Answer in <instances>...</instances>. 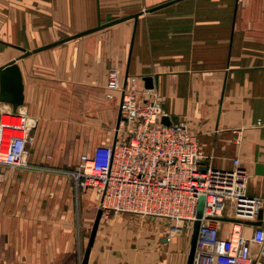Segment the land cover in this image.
Returning <instances> with one entry per match:
<instances>
[{
	"label": "crops",
	"instance_id": "obj_1",
	"mask_svg": "<svg viewBox=\"0 0 264 264\" xmlns=\"http://www.w3.org/2000/svg\"><path fill=\"white\" fill-rule=\"evenodd\" d=\"M171 1L0 0V67L22 56L15 47L33 51L109 14L142 13L134 38L129 20L18 61L20 110L34 121L30 162L41 170L1 171L0 264H82L100 199L93 190L76 197L61 171L116 138L110 68L143 88L151 77L165 117L197 134L202 165L232 170L239 160L248 194L264 199V0H177L146 12ZM229 231L222 223L221 238ZM189 249L169 221L102 214L88 264H187Z\"/></svg>",
	"mask_w": 264,
	"mask_h": 264
},
{
	"label": "built area",
	"instance_id": "obj_2",
	"mask_svg": "<svg viewBox=\"0 0 264 264\" xmlns=\"http://www.w3.org/2000/svg\"><path fill=\"white\" fill-rule=\"evenodd\" d=\"M122 79L118 69H109L107 90L120 94L113 143L81 155L75 170L61 171L73 180L76 197L93 190L103 215L164 219L172 234L190 238L204 198L194 264H264V226L248 225L258 221L264 199L248 194L240 161H233L232 170L204 167L198 136L188 124L164 125L163 99L141 87L138 77H129L126 85ZM33 128L26 113L0 102V180L4 168L41 170L30 162ZM222 223L230 225L225 239Z\"/></svg>",
	"mask_w": 264,
	"mask_h": 264
},
{
	"label": "water",
	"instance_id": "obj_3",
	"mask_svg": "<svg viewBox=\"0 0 264 264\" xmlns=\"http://www.w3.org/2000/svg\"><path fill=\"white\" fill-rule=\"evenodd\" d=\"M176 2H177V0L171 1L169 3L154 7L150 10H147L146 12H156V11H158L162 8H165L169 5H172ZM141 15H142V13H138V14L131 15L128 17H123V18H120V19H117V20H114V21H111V22L105 23V24H102L100 19H99L97 27H94L90 30H87L85 32L78 33V34H75V35H72L69 37H64L63 39H61L58 42H55V43H52L50 45H46V46L34 49L33 51H28V50H25V49H22L19 47H15L18 50H20L23 53V55L21 57H19L18 59L13 60V61L9 62L8 64L0 67V102L10 105L12 107L14 113H18L19 110L24 107L23 76H22L20 66L18 65V61L25 59V58L31 56L32 54H37V53L49 50V49L54 48L60 44H63V43L69 42L71 40H75V39H78V38H81V37H84V36H87L90 34H93L95 32L104 30L106 28L115 26L117 24L129 21V20H134V22H135L134 33H133V38H134L135 32H136V27L138 24V19ZM132 45H133V39H132ZM130 55H131V53H130ZM129 59H130V57H129ZM127 81H128V73L125 76L124 85H126ZM143 81L145 83V88L147 90L154 89V80L151 77L144 78ZM155 81H156V78H155ZM120 119H121V114L119 113L117 130L119 128ZM162 123L166 126L172 125V123L170 122V120L167 117H163ZM102 214H103V211L100 209L98 211L96 220L94 222V225H93V228H92V231L90 234L88 246L86 248L82 264H88L90 252H91V249H92L94 242H95V238H96V235H97V232L99 229ZM203 214H204V198H201L199 205H198L196 221L194 223L193 231H192L191 238H190V249H189V253H188L187 264H194L195 254H196V249H197V243H198V237H199V230H200L201 219L203 218ZM262 219H263V210H261L259 212L258 221L255 223H248V225H250V226H262ZM216 220L220 221V222H228V223L238 222L236 220L228 219V218H219ZM182 225H183L182 222L178 223V226L182 227Z\"/></svg>",
	"mask_w": 264,
	"mask_h": 264
},
{
	"label": "rangeland",
	"instance_id": "obj_4",
	"mask_svg": "<svg viewBox=\"0 0 264 264\" xmlns=\"http://www.w3.org/2000/svg\"><path fill=\"white\" fill-rule=\"evenodd\" d=\"M118 17H120V14L112 13V14H109L108 17H105L103 20H104V22L106 21L107 23H109V22H111V21L117 20ZM102 24H103V23H102ZM104 24H105V23H104ZM96 27H97V26H96ZM95 33H105V32H104V30H101V31H98V32H95ZM69 36H72V34H70V33H66V36L61 37V39H63L64 37H69ZM84 37H86V36H84ZM81 38H82V37H81ZM61 39L58 38L57 40L60 41ZM78 39H80V38H78ZM58 41H55V42H58ZM108 41L111 42L110 39H108ZM52 43H54V40H53L52 42L46 44V45H50V44H52ZM63 44H64V43H63ZM46 45H44V46H46ZM60 45H61V44H60ZM41 47H43V45H42ZM39 48H40V47H39ZM51 49H54V48H51ZM49 50H50V49H49ZM28 51H29V50H28ZM22 55H23V53H22ZM5 169L12 170V169H10V168H5ZM1 173H2V172H1ZM12 173H13L12 176H14V175L16 174L15 172H12ZM2 178H3V176L1 177V179H2ZM166 221H167V220H166Z\"/></svg>",
	"mask_w": 264,
	"mask_h": 264
}]
</instances>
